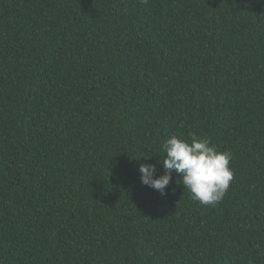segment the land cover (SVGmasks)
<instances>
[{"label":"trees","instance_id":"trees-1","mask_svg":"<svg viewBox=\"0 0 264 264\" xmlns=\"http://www.w3.org/2000/svg\"><path fill=\"white\" fill-rule=\"evenodd\" d=\"M193 134L215 205L140 181ZM0 264H264V0H0Z\"/></svg>","mask_w":264,"mask_h":264},{"label":"clouds","instance_id":"clouds-1","mask_svg":"<svg viewBox=\"0 0 264 264\" xmlns=\"http://www.w3.org/2000/svg\"><path fill=\"white\" fill-rule=\"evenodd\" d=\"M147 4L148 0H140ZM165 154L160 161L164 173L156 175V165L143 163L139 166L142 184L165 194L172 180V173L178 176L191 195V199L202 205H215L220 202L233 180V170L229 167L231 153L220 151L211 145L207 138L192 135L191 141L171 136L161 144Z\"/></svg>","mask_w":264,"mask_h":264}]
</instances>
